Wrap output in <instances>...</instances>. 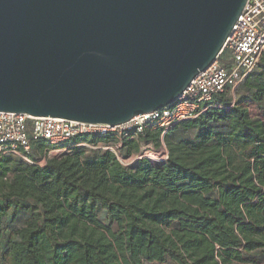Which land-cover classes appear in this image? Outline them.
I'll return each instance as SVG.
<instances>
[{
  "label": "trees",
  "instance_id": "trees-1",
  "mask_svg": "<svg viewBox=\"0 0 264 264\" xmlns=\"http://www.w3.org/2000/svg\"><path fill=\"white\" fill-rule=\"evenodd\" d=\"M231 93L163 136L123 139L121 159L164 146L156 164L84 148L43 167L0 158V264H264V119L244 117ZM236 94L264 109V53Z\"/></svg>",
  "mask_w": 264,
  "mask_h": 264
},
{
  "label": "water",
  "instance_id": "water-1",
  "mask_svg": "<svg viewBox=\"0 0 264 264\" xmlns=\"http://www.w3.org/2000/svg\"><path fill=\"white\" fill-rule=\"evenodd\" d=\"M247 0H0V112L119 126L173 103Z\"/></svg>",
  "mask_w": 264,
  "mask_h": 264
},
{
  "label": "built area",
  "instance_id": "built-area-1",
  "mask_svg": "<svg viewBox=\"0 0 264 264\" xmlns=\"http://www.w3.org/2000/svg\"><path fill=\"white\" fill-rule=\"evenodd\" d=\"M224 50L229 53L232 61L230 66L220 62ZM223 51L173 103L152 113L136 116L119 126L0 112V156L18 157L27 165L39 167H43L52 156L81 147L108 150L124 167L147 158L144 151L132 160L121 159L118 149L123 139L134 138L145 129L161 130L163 136L173 126L197 118L206 110L203 107L205 104L226 89L233 91L256 69L264 53V0H247ZM110 134L116 141L114 145L92 147L87 144H69L72 139L83 135L105 137ZM38 143H44V153L34 158L32 150ZM163 148L164 157L157 160L158 163L167 157L166 149Z\"/></svg>",
  "mask_w": 264,
  "mask_h": 264
},
{
  "label": "rangeland",
  "instance_id": "rangeland-1",
  "mask_svg": "<svg viewBox=\"0 0 264 264\" xmlns=\"http://www.w3.org/2000/svg\"><path fill=\"white\" fill-rule=\"evenodd\" d=\"M220 62L221 64H223L224 66H230L232 61L230 60V56L229 53L226 51L224 55H222V57L220 58ZM236 90L237 87L232 91V93L230 94L231 97L233 98L234 107H238L240 113L244 116V117H248V118H261L264 119V109H260L255 103H253L251 100L248 99H243V98H238L237 94H236ZM215 106V105H214ZM87 150H92L93 148H89V147H81ZM96 150V149H94ZM164 148L161 147L159 150H156L152 145L148 144V143H140L139 144V151L137 154H133L129 160H132L133 158L138 157L139 155L143 154L144 151L146 152H150L151 154H153L154 156H158V160H161L164 156H163V151ZM167 152V151H166ZM67 152L61 153V154H57L55 156H52L51 158H57L61 155L66 154ZM162 153V154H161ZM162 156H159V155ZM2 157H8L11 160L15 161V162H23L20 158L18 157H12V156H0V158ZM149 159V158H148ZM150 161H152L153 163H158L156 161H153L150 159Z\"/></svg>",
  "mask_w": 264,
  "mask_h": 264
},
{
  "label": "bare ground",
  "instance_id": "bare-ground-1",
  "mask_svg": "<svg viewBox=\"0 0 264 264\" xmlns=\"http://www.w3.org/2000/svg\"><path fill=\"white\" fill-rule=\"evenodd\" d=\"M145 157L153 160V161H157L158 160V156H154L153 154H151L150 152H145Z\"/></svg>",
  "mask_w": 264,
  "mask_h": 264
}]
</instances>
